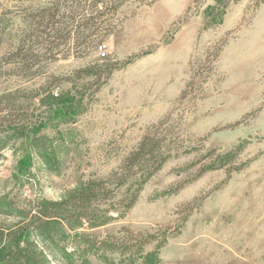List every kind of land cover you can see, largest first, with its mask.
<instances>
[{"label":"rangeland","instance_id":"374dc122","mask_svg":"<svg viewBox=\"0 0 264 264\" xmlns=\"http://www.w3.org/2000/svg\"><path fill=\"white\" fill-rule=\"evenodd\" d=\"M107 3L98 18L94 0H0V97L46 124L22 185L23 146L0 149V193L57 200L149 136L166 161L134 205L44 264H264V0ZM46 90L77 114L50 117Z\"/></svg>","mask_w":264,"mask_h":264},{"label":"trees","instance_id":"16d2710c","mask_svg":"<svg viewBox=\"0 0 264 264\" xmlns=\"http://www.w3.org/2000/svg\"><path fill=\"white\" fill-rule=\"evenodd\" d=\"M98 4L101 8L97 14L101 18L107 14L108 3L107 0H94V6ZM211 9L214 8L209 7L208 10ZM92 19L89 24H84L85 27L91 26ZM78 28L75 26L74 30ZM1 37L0 32V41ZM10 40L16 45L13 56L19 64L23 65L35 57L31 48L23 49L22 36L11 37ZM39 101L47 106L50 117L71 119L77 114L76 104L69 95L59 96L57 92L46 90ZM16 109L12 100L0 97V126L5 127L0 132V149L5 148L11 139L20 142L24 149L18 169L13 173L19 186L30 173L32 152L45 154L40 133L46 124L41 120L31 123L26 113L19 116ZM165 161L166 156L156 139L145 136L132 152L122 158L119 171L79 181L57 200H19L9 193H0V216L16 219L12 223L0 224V264H44L47 251H63L64 244L71 237L84 236L77 230L106 224L114 218L113 211L116 217L122 216L134 205L143 186ZM69 232L73 233L71 237ZM62 254L67 255L66 252ZM142 259L141 264H155L157 261L155 255L152 260L148 256Z\"/></svg>","mask_w":264,"mask_h":264},{"label":"built area","instance_id":"2783aa9c","mask_svg":"<svg viewBox=\"0 0 264 264\" xmlns=\"http://www.w3.org/2000/svg\"><path fill=\"white\" fill-rule=\"evenodd\" d=\"M103 54H105V53H103Z\"/></svg>","mask_w":264,"mask_h":264}]
</instances>
